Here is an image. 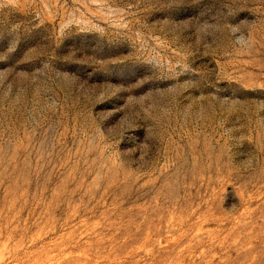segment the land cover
I'll use <instances>...</instances> for the list:
<instances>
[{"label":"rangeland","instance_id":"1","mask_svg":"<svg viewBox=\"0 0 264 264\" xmlns=\"http://www.w3.org/2000/svg\"><path fill=\"white\" fill-rule=\"evenodd\" d=\"M0 264H264V0H0Z\"/></svg>","mask_w":264,"mask_h":264}]
</instances>
